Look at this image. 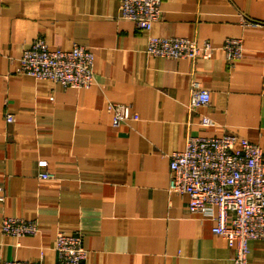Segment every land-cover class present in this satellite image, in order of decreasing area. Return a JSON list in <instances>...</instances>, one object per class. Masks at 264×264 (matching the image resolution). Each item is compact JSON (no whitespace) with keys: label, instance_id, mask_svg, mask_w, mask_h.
<instances>
[{"label":"crops","instance_id":"1","mask_svg":"<svg viewBox=\"0 0 264 264\" xmlns=\"http://www.w3.org/2000/svg\"><path fill=\"white\" fill-rule=\"evenodd\" d=\"M161 10L152 35L208 41L211 57L148 55L147 33L121 17L119 0H0V261L57 264L63 231L82 234L83 264H233L213 220L168 190L169 155L184 149L188 131L233 133L264 152V0H162ZM38 37L49 49H89L94 85L18 73ZM227 38L243 44L232 64L221 49ZM192 78L210 92L201 112L212 127L188 115ZM109 103L138 118L114 126ZM44 171L54 179H40ZM5 216L35 221L37 234H4ZM249 247L247 264H264L261 241Z\"/></svg>","mask_w":264,"mask_h":264},{"label":"built area","instance_id":"2","mask_svg":"<svg viewBox=\"0 0 264 264\" xmlns=\"http://www.w3.org/2000/svg\"><path fill=\"white\" fill-rule=\"evenodd\" d=\"M162 0H119L120 15L131 20L135 26L147 33L146 53L168 59H209L215 51L208 41L198 42L183 37H161L152 35V25L162 15ZM244 25L250 21L242 17ZM221 49L225 59L232 64L243 57V44L239 38H227ZM93 54L82 45H73L69 50L49 49L43 38L34 39L19 58L17 72L35 79H48L63 88L87 89L95 83ZM189 100L186 105L189 117L197 115L198 124L212 127L213 121L202 109L210 105V92L192 78L188 87ZM114 126L136 120L131 107L109 103ZM8 122L13 121L7 115ZM191 124V123H189ZM238 145V147H236ZM170 192L187 195L190 214L213 220L211 231L225 239L233 249V264H247L249 244L253 240L262 243L264 251V152L256 144L233 133L219 137H206L188 131L185 147L169 155ZM46 167L45 161H39ZM40 179H54L44 171ZM1 198V196H0ZM1 231L10 236L35 235V221L5 216ZM54 248L57 264H83L87 250L79 232L67 234L58 231ZM0 264H41L40 261H0Z\"/></svg>","mask_w":264,"mask_h":264}]
</instances>
